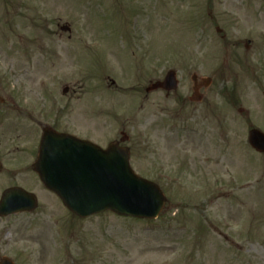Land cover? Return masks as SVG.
Returning a JSON list of instances; mask_svg holds the SVG:
<instances>
[{"label":"rangeland","instance_id":"374dc122","mask_svg":"<svg viewBox=\"0 0 264 264\" xmlns=\"http://www.w3.org/2000/svg\"><path fill=\"white\" fill-rule=\"evenodd\" d=\"M168 71L175 91H147ZM193 77L210 82L194 92ZM0 92L103 149L127 137L131 169L166 199L151 221L79 219L39 184L0 259L264 264V155L247 142L264 134V0H0ZM22 133L0 129L3 175L32 154L33 131Z\"/></svg>","mask_w":264,"mask_h":264},{"label":"water","instance_id":"95a60500","mask_svg":"<svg viewBox=\"0 0 264 264\" xmlns=\"http://www.w3.org/2000/svg\"><path fill=\"white\" fill-rule=\"evenodd\" d=\"M176 85L175 74L169 72L163 83L153 88L161 86L170 92ZM248 144L255 152L264 154L263 133L250 130ZM35 170L45 188L78 218L110 211L122 217L155 219L166 202L155 184L133 173L129 150L116 142L102 150L89 142L47 130L41 138ZM36 206L33 195L7 191L0 201V215L32 212ZM0 264L13 263L2 259Z\"/></svg>","mask_w":264,"mask_h":264},{"label":"flooded vegetation","instance_id":"af4514ba","mask_svg":"<svg viewBox=\"0 0 264 264\" xmlns=\"http://www.w3.org/2000/svg\"><path fill=\"white\" fill-rule=\"evenodd\" d=\"M61 30L62 27H60V31ZM192 81H193L192 88L194 92L195 90L196 92H199L201 90L202 82L199 81L196 77H193ZM64 94H67V91ZM20 109L23 108L20 107L17 103L13 102V98L11 94L8 95L7 93L4 94L3 92H0L1 131L9 132L8 135L11 140H19L24 135L22 131L24 132L30 127V129L33 131V137H34L33 138L34 147L32 150V154L28 157H22L21 160L15 161L8 169V171L5 172L4 175L3 172H1V170L3 169L4 165H6V163L0 160V197L8 190H14L15 192H18L16 189H22L27 193L34 195V189L38 187L39 184L41 187H43L39 182L34 167L38 158L39 141L44 131L53 130L58 132L60 126V122H59L60 120L57 117H54L53 119L49 118L50 123L46 122V118H45L46 114L43 110L44 106L42 108L40 104L38 107L36 106V104H34L31 107L29 106L26 110L23 109V111H20ZM14 111H17L18 115L21 117H14V114H12ZM15 119H20L22 122L27 124V127L26 126L24 127L23 124L19 126L13 124V121ZM12 134L13 136H11ZM31 186L34 187L31 188ZM46 191L47 190H45V192ZM47 193L52 195V193L48 191ZM34 212L10 214L6 216L0 215V224H3L4 225L3 228H5L4 233L0 234V239H2L3 235L8 234V229L9 227L12 226L10 222L14 217L20 215H32V213Z\"/></svg>","mask_w":264,"mask_h":264}]
</instances>
